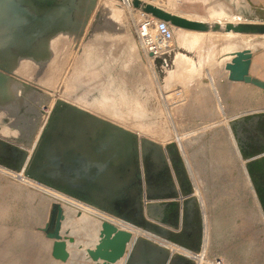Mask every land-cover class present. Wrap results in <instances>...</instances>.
<instances>
[{
	"label": "rangeland",
	"instance_id": "1",
	"mask_svg": "<svg viewBox=\"0 0 264 264\" xmlns=\"http://www.w3.org/2000/svg\"><path fill=\"white\" fill-rule=\"evenodd\" d=\"M133 1L15 0L0 24V264H264V90L224 56L264 80V34L224 30L264 7ZM148 7L207 29L169 19L163 50Z\"/></svg>",
	"mask_w": 264,
	"mask_h": 264
},
{
	"label": "water",
	"instance_id": "2",
	"mask_svg": "<svg viewBox=\"0 0 264 264\" xmlns=\"http://www.w3.org/2000/svg\"><path fill=\"white\" fill-rule=\"evenodd\" d=\"M14 3L15 0H0V24L5 23L8 18L12 17L15 14ZM133 4L138 5L139 1L134 0ZM148 9H153L155 15L164 19L165 22H167L169 19H173L174 23L178 26V28H191L198 30L207 29V25L202 22L190 21L184 18L173 17L171 14L166 13L159 8L148 7ZM47 16H49V14H47ZM212 28L213 30H223L221 24L219 23H214ZM224 30L226 32L234 31L238 33L264 34V23L256 24L253 22H239L236 25L228 23ZM224 56H231V60L226 62L225 64L226 70L229 71L228 78L230 80L253 84L264 90V80L257 78L251 75L250 73V67L253 58V53L250 48L234 50L229 53H226ZM55 212L57 213L55 229L52 232L47 233V236L50 238H58L59 236L63 209L61 207H56Z\"/></svg>",
	"mask_w": 264,
	"mask_h": 264
},
{
	"label": "built area",
	"instance_id": "3",
	"mask_svg": "<svg viewBox=\"0 0 264 264\" xmlns=\"http://www.w3.org/2000/svg\"><path fill=\"white\" fill-rule=\"evenodd\" d=\"M155 37L156 39H151L150 41L155 46V42L158 45L159 48L165 49L173 44L174 34L173 29L170 27V25L163 21L159 20L155 24ZM147 39L149 36L147 35Z\"/></svg>",
	"mask_w": 264,
	"mask_h": 264
},
{
	"label": "crops",
	"instance_id": "4",
	"mask_svg": "<svg viewBox=\"0 0 264 264\" xmlns=\"http://www.w3.org/2000/svg\"><path fill=\"white\" fill-rule=\"evenodd\" d=\"M236 1H239V0H236ZM244 2H247L249 6H254V7H264V0H243ZM251 1L254 3H251ZM227 6H229L230 4H226ZM238 6L239 5H242V4H237ZM230 6H235V3L234 4H231Z\"/></svg>",
	"mask_w": 264,
	"mask_h": 264
},
{
	"label": "bare ground",
	"instance_id": "5",
	"mask_svg": "<svg viewBox=\"0 0 264 264\" xmlns=\"http://www.w3.org/2000/svg\"><path fill=\"white\" fill-rule=\"evenodd\" d=\"M19 1V0H18ZM37 2V1H36ZM130 2H131V0H130ZM28 3H30V2H28ZM30 5H31V3H30ZM33 5V4H32ZM33 11H35V10H33ZM37 11V10H36ZM35 11V12H36ZM7 23V22H6ZM34 24V23H33ZM15 25V24H14ZM35 25V24H34ZM23 29V28H22ZM173 29V28H172ZM180 29H182V28H180ZM38 32V31H37ZM31 38V37H30ZM28 41V40H27ZM30 41V40H29ZM1 42V41H0Z\"/></svg>",
	"mask_w": 264,
	"mask_h": 264
}]
</instances>
